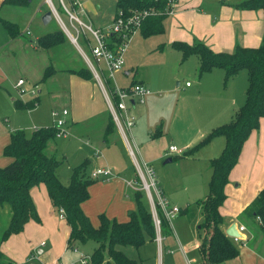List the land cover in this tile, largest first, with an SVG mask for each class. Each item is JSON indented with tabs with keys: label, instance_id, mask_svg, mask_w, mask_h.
<instances>
[{
	"label": "crops",
	"instance_id": "obj_1",
	"mask_svg": "<svg viewBox=\"0 0 264 264\" xmlns=\"http://www.w3.org/2000/svg\"><path fill=\"white\" fill-rule=\"evenodd\" d=\"M2 1L0 0V166L8 164L12 160V157L4 154V147L10 142L11 132L16 129L15 123H11L8 119L11 108L28 111L26 109H18L14 105V100L18 97L12 96V89H17L19 86H17V83L14 84L9 81L8 58L11 52L13 58L17 57L20 48L26 49L29 46L34 50H39L36 41H31L30 44H26L23 41V34H31V29L29 24L21 27L19 22L22 21L18 19L22 14V10L20 9L28 7L32 4L33 0H29L24 5L5 4ZM38 1L39 4L34 6L33 18L37 11H42L44 15L49 10V8L45 9V0ZM87 1V3H91L89 0ZM241 1L243 0H176L172 7L168 4L165 10L167 14L164 20L165 31L160 33L163 35L165 44H160L159 47L173 46L172 43L174 41H182L191 45L203 42L215 52L233 51L237 45L247 47L260 46L264 35V11L261 8L248 9L240 7L237 4ZM9 5L12 8H8ZM96 7L100 9L102 7L101 3L96 2ZM118 12L116 7V14L109 23L102 26L93 25L96 27L110 25L119 16ZM17 13L18 15L16 16ZM160 13L162 12L158 11L157 14ZM2 18L18 24L21 31L20 34L11 36L3 25ZM43 24L45 23L43 22ZM52 31L38 33L35 40ZM137 31L141 32L140 28ZM42 49L45 51L50 50V48ZM78 52L82 56L80 50ZM39 53L43 57H39L41 60H50L48 52L39 51ZM193 54L195 53L189 54L186 57L183 55V57L189 58ZM195 55L198 57V86L194 88L192 83L187 84L189 81H186L185 85L189 88L188 93L190 96L196 97L198 94L197 97H200V106L193 111V115L197 116L198 114L200 119L205 118L204 124L198 127L194 133H189V129L186 127L183 133L177 135L172 131L170 132L168 127L164 126L163 121H152L144 117L145 119L142 120L144 123L139 125L132 107H136L138 103L143 104L145 101L133 103L130 112L136 116L137 122L128 130V133L136 146L138 156L135 153L131 154L129 150L132 158L127 154L128 151L125 146L127 142L125 143L117 125L116 129L105 138L110 109L104 91L95 76L94 78L87 79L70 71V69H78L80 66L62 70L65 83L64 81L63 83L61 82V91L65 94V103L70 106L67 107L69 108L68 114L64 117L67 120L66 124L69 126V131L82 137V140H85L84 144L92 150L93 156L86 157L92 165L90 175L98 168H110L112 171L108 176L101 175L99 178H96L88 187L89 198L81 204L84 213L89 217L92 225L94 227L100 225L101 214L119 221L130 219L132 211L136 208L134 192L140 186V177L137 174L135 160L141 163L146 162L155 171H158L155 174L158 186L163 196L168 199L171 205L179 206L182 209L191 204L190 209L194 206L195 211L198 212V217H193L195 219L191 218L189 226L185 228L174 225L171 222V231L165 234L161 233L160 242L156 238L154 240L147 239L140 247L155 244L154 250H156V254L153 251V257L146 259L140 255V258L137 260L141 264H166V253L170 259L168 264H206L205 259L199 251L203 236V230L200 227L203 215L200 208L193 205V202L208 193V183L212 175L210 162L211 159L221 154L226 144V136L215 135L195 152L190 154H186L185 152L195 146L213 129L228 123L233 118L237 109L243 105L248 87V70L246 69V82H243L242 79L241 85L238 87L234 83V74L231 76L233 82L230 85L232 86H229L230 88L228 87L227 90H221L220 88L217 91L214 90V88H218L219 81H217V85L209 82L208 89H205L204 83L210 80L211 76H206L204 83L202 82L203 79L200 76L202 74L199 73V56ZM51 62L53 61L51 60ZM49 66L53 67V63H50L47 67ZM134 68L124 69L123 67L118 71L115 77L118 73H121L120 79L123 83L119 84L116 78L110 79L113 85L128 86L135 81L146 85L151 91L148 80L143 77L142 72ZM58 73V70L54 68L53 74L45 81H42V84H46L55 78ZM107 80H104V84L109 89ZM125 80L128 81L126 82ZM180 84L181 82L177 81V86ZM37 85H39L38 87L41 86L40 84H35V88H37ZM30 88V92L35 90L34 87ZM41 90L39 89L37 92L35 90L36 93H30V96L22 97V99L31 98L36 94L40 97ZM150 94L151 92L148 95ZM203 94L204 96L201 97ZM159 129L161 134L155 135ZM176 141H179L180 145H177ZM128 144L132 148L129 140ZM172 144L181 148L182 152H169V146ZM46 152L49 155H55V153H49L47 148ZM176 160L179 161L178 163L182 166L183 170L172 173V170L167 168V164ZM184 167H188V169L184 171ZM181 171L184 172L180 174L179 172ZM171 184H175L176 188L171 187ZM263 187L264 117H261L259 128L253 130L244 142L238 161L231 170L229 181L225 186L226 199L220 207V212L223 216L221 229L226 235H228L226 233L227 228L233 223H236L237 226L244 225V231L247 229L246 219L249 218L243 214V210ZM175 192H180L184 195V198L177 201L173 197ZM31 194L41 221L30 220L26 223L23 231L12 234L5 240H1L0 236V252L12 264H31V260L37 261L36 264H66L68 262L70 264L74 262V259L70 257L69 251L73 250L72 252L76 254L79 251H75L73 247L68 246L67 240L70 234V226L65 218H60L59 211L54 207L48 195L46 184L40 183L34 186ZM3 207L7 208L9 213L7 227L11 218V212L7 206L4 205ZM179 214L183 213L180 212ZM196 222L199 224L196 225ZM1 223H3V220H0ZM196 227L200 230L196 231ZM244 231L241 232L243 241L236 242L240 253L238 257L232 259H239L241 264H264V248L257 252L259 245L250 247L248 241L253 234L250 231L246 234ZM23 234L26 240L24 239V244H21L19 235ZM40 238L42 239L38 242ZM43 242H45L44 245L49 243L47 251H44L41 246ZM38 252L43 257L40 258ZM25 253L28 254L27 257L24 256ZM89 255L91 256V254ZM196 259L197 262H195ZM227 260L219 264H224Z\"/></svg>",
	"mask_w": 264,
	"mask_h": 264
},
{
	"label": "trees",
	"instance_id": "obj_2",
	"mask_svg": "<svg viewBox=\"0 0 264 264\" xmlns=\"http://www.w3.org/2000/svg\"><path fill=\"white\" fill-rule=\"evenodd\" d=\"M28 1L3 0L2 2L24 5ZM237 5L248 9L261 8L264 11V0H243ZM167 6L168 0H116L119 16L126 17L135 10L151 8L162 12L148 15L143 20L140 30L145 37L165 31ZM1 20L11 36L20 34L18 24L3 18ZM65 39V33L59 28L40 36L36 43L41 48L49 49L61 44ZM172 45L180 49L184 57L192 53L199 56L200 74L221 67L225 69V77L229 78L240 69L248 70V87L243 105L237 109L228 123L213 129L185 152L186 154L195 152L215 135L226 136V144L221 154L210 162L212 175L208 183V193L193 202L203 215L200 224L203 236L199 251L206 264H219L224 260L238 257L240 253L237 243L221 229L223 216L220 207L226 199L225 186L229 181L231 170L238 161L243 144L250 133L259 128L260 119L264 117V35L260 46L237 45L233 51L215 52L203 42L191 45L174 41ZM70 71L87 79L94 78L88 66ZM53 72L52 66L47 67L40 81H45ZM107 84L109 90H113L114 85L110 79L107 80ZM115 100L117 101L118 97H115ZM39 101L40 97L36 94L28 99H15L14 105L18 109L30 110L35 108ZM114 129L116 124L110 112L105 138ZM57 131L54 125L38 127L30 133L24 129L12 130L10 142L4 147V154L12 157V160L0 166V208L7 204L11 211L9 224L4 229L1 240L23 231L30 220L41 221L31 190L34 186L45 183L54 207L57 210L63 207L65 210V220L70 226L67 240L69 247L85 245L86 242L93 241L97 246L91 253L90 261L94 264H141L118 246L131 245L138 248L147 239L154 240L157 236L151 207L149 209L145 201V191L140 188L135 190L136 208L132 211L129 220L119 221L101 214L100 225L94 227L81 204L89 198L88 187L96 178L87 174L89 160L85 159L73 167L69 184L65 185L61 181L57 173L59 160L54 154L49 155L46 152L49 142L55 138ZM157 132L155 135L161 134L160 129ZM190 207L191 204H188L181 209V213L189 212ZM157 209L161 219V233H169L171 224L162 209L159 206ZM243 214L256 222L257 227L264 232V187L244 208ZM0 264H12V262L0 252Z\"/></svg>",
	"mask_w": 264,
	"mask_h": 264
},
{
	"label": "rangeland",
	"instance_id": "obj_3",
	"mask_svg": "<svg viewBox=\"0 0 264 264\" xmlns=\"http://www.w3.org/2000/svg\"><path fill=\"white\" fill-rule=\"evenodd\" d=\"M89 1L91 3H87V1L84 5L87 12L86 17L87 20L93 22V24H95L96 26H102L109 23L111 19L115 16L116 0ZM96 2L101 3L102 7L100 9L96 7ZM55 3L58 6L57 0H55ZM37 4H39V1L33 0L32 4H30L28 7L20 9L22 10V14L18 17V19L22 21L19 22L21 24V27L29 24L31 29V34L25 33L22 36V39L26 44H30L31 41H36L35 37L36 35H38V33L58 29V22L54 17L47 24H43L42 11H37L33 18L34 6ZM46 5L45 9L49 8L48 5ZM8 8H12V6L9 5ZM17 15L18 13L16 14V16ZM62 16L64 19H66V15L62 14ZM164 41L165 40L162 34H154L145 37L142 35L141 32L136 31L133 34L130 42L127 44L126 51L124 53V69L132 67H135L134 69L137 68L139 72H142L143 77L148 80L151 88V94L145 97V103H138L136 107H132V110L137 116V121L139 122V125L144 123L142 121L143 119L149 118V120L152 121H163L164 126L166 128L168 127V130L170 132H174L176 135L183 133L186 127H188L189 129V133H194L195 131H197L198 127L204 124L205 118L200 119L198 114L197 116L193 115V111H195L197 107L200 106V97H197L198 94L196 97L190 96L188 93L189 88L185 85V82L189 81L193 84L194 88L198 86V57L193 54L189 58H184L182 51L176 48L175 46L171 45L160 48L159 45L165 44ZM80 44L90 55L89 50L84 46V44L82 42H80ZM38 49L39 50L37 51L29 46L26 49L20 48L17 53V57L13 58V54L11 52L8 58L9 81L16 84L17 80L22 77L25 79L26 82L22 86H19V88L12 89L13 97L22 98L30 96V87L35 88V84L41 85L40 87H38L39 85H37V88H35L36 92L39 91V89L42 90L40 93L39 104L34 109L23 111L11 108L9 113L10 117H8V119L11 123H15V128L24 129L28 133H30L36 127L53 125L55 126L57 117H54L52 115V109H62L64 107H70L68 104L65 103V94L63 91H61L62 83L64 81L62 70L69 67L87 66V63L84 61L83 57L78 52V47L75 43L69 40V37H66L65 41L61 44L50 48L49 51H45L40 47ZM39 51L48 52L50 54V60H41L40 58L43 57L42 54L39 53ZM51 60L53 62H51ZM50 63H53V67L56 68L59 73L55 78L51 79L46 84H42V81L40 80L43 76L44 69L48 65H50ZM120 76L121 73H118L115 78L117 79L116 81L119 84H122L123 81H121ZM200 76L201 79H203V83L206 76H211V79L204 83L205 89H208L207 86L209 82H211V84L213 83V85H217V81H219L218 88H214L215 91L219 90V88L221 90H227L229 86H232L230 84H232L233 82V79H231L232 77H225V70L220 67H215L213 70L209 72H204ZM234 79V83L237 87L241 85L242 79L243 82H246V69L239 70L234 75ZM125 81L127 82L128 80ZM177 81L181 82L179 86H177ZM227 84L229 85L226 86ZM21 89L25 90V92L22 94ZM203 96L204 94L201 97ZM66 129L69 131V126H67V124ZM128 138L134 153L137 154L136 146L132 138L130 137V134H128ZM84 141L85 140H82V137H79L73 134L72 131H69L65 135H56L47 147L49 153H55V156L59 160L57 173L64 184H69L72 169L75 165H78L83 162L87 156H93L91 148L85 145ZM176 143L177 145H180L179 141H176ZM125 146L126 150L128 151V156L132 158V156L129 154V148L127 147V144H125ZM178 162L179 161L177 160L169 162L167 164V168L171 169L172 173H176L179 170H183L182 166H180ZM91 169L92 165L88 163L86 168L87 174L90 175ZM186 169H188V167H184V171ZM184 171H181L179 173L182 174ZM171 187L176 188V185L171 184ZM173 195V197L177 201H180L184 198V195H182L180 192H175ZM144 197L146 204L150 209V204L145 194ZM5 206H7L10 210V207L7 204ZM195 210L196 209L193 206L189 212L185 214H178L177 217L172 220V223L174 225L184 228L189 226L190 219H195L193 217H198V212ZM8 219L9 213L7 208L1 207L0 220H3V223L0 224V236L2 235L7 225ZM246 220L247 229L244 232L247 234L250 231L253 234L250 237L248 244L250 245V247L259 245V248L257 250V252H259L264 248V232L257 227L256 222L253 223L252 219ZM197 224L199 223L196 222V225ZM199 230L200 229L196 227V231ZM19 236L21 238V244H24V239L26 240V237H24V234ZM41 239L42 238H40L38 242L41 241ZM44 243H42L41 246L44 251H47L49 243H47V245H44ZM154 245L155 244L145 245L140 248H136L131 245H120L118 248L122 249L130 257L139 259L141 255L142 257H144V259H146L153 257V251L154 254H156V250H154ZM96 246L97 244L93 241H88L85 243V245L78 244L80 250L79 253L76 254L72 252L73 250H70V257L74 259L73 261H78V256L80 257L81 252L91 254ZM26 253L24 254V256L27 257L28 254ZM166 254L165 262L166 264H168L170 259L169 256ZM19 256L17 255V257ZM38 256L40 258L43 257L39 252ZM176 257L178 258V256ZM72 259L70 258V260ZM195 262H197V259L195 260ZM30 263L36 264L37 261L31 260ZM66 264H69V262ZM86 264L94 263L89 260V262ZM224 264H241V262L239 259H231L227 260Z\"/></svg>",
	"mask_w": 264,
	"mask_h": 264
},
{
	"label": "built area",
	"instance_id": "obj_4",
	"mask_svg": "<svg viewBox=\"0 0 264 264\" xmlns=\"http://www.w3.org/2000/svg\"><path fill=\"white\" fill-rule=\"evenodd\" d=\"M58 6L54 0H45L52 15L57 20L60 29L65 35L76 44L83 58L85 59L90 70L101 85L106 96L110 112L113 116L115 124L119 128L125 142L128 144L127 132L136 123V116L130 112L132 104L136 102H144L145 97L151 92L150 89L140 83L134 82L128 86L114 85L113 90L106 88L104 80L114 79L115 74L123 68L124 53L127 44L130 42L133 34L140 28L143 20L152 14H157L158 11L151 8L148 10H135L129 16H118L110 25L106 27H96L93 23L87 20V12L84 3L87 0H57ZM176 0H168V4L172 7ZM62 14L66 15V19ZM89 50L90 55L84 47ZM25 83L24 78H19L17 86H22ZM190 84V82H187ZM25 90L21 89V94ZM36 93L35 90L31 91ZM118 97V100H115ZM68 114V109H53L52 115L57 117L55 126L57 127V136L65 135L69 131L66 129V119L64 116ZM131 154L133 150L128 144ZM169 152H182V149L176 145L169 146ZM137 174L140 177V189H143L151 204L154 224L157 232L156 239L160 242L161 238V219L159 217L157 206L162 209L165 217L171 223L174 218L181 212V208L176 205H171L168 199L163 196L154 169L146 162L134 161ZM110 168H98L91 174L92 178H99L101 175L108 176L111 174ZM60 218H65V210L59 208ZM260 220L259 218H257ZM245 226H237L239 235L231 236L235 242L243 241L241 232ZM44 243V242H43ZM75 251H80L78 247H74ZM91 256L81 252L78 261L70 264H86Z\"/></svg>",
	"mask_w": 264,
	"mask_h": 264
},
{
	"label": "water",
	"instance_id": "obj_5",
	"mask_svg": "<svg viewBox=\"0 0 264 264\" xmlns=\"http://www.w3.org/2000/svg\"><path fill=\"white\" fill-rule=\"evenodd\" d=\"M51 18H52V12L49 9L42 16V21L46 24V23H48L51 20ZM226 233L229 236L239 235L236 223L231 224V226H229V228H227Z\"/></svg>",
	"mask_w": 264,
	"mask_h": 264
},
{
	"label": "bare ground",
	"instance_id": "obj_6",
	"mask_svg": "<svg viewBox=\"0 0 264 264\" xmlns=\"http://www.w3.org/2000/svg\"><path fill=\"white\" fill-rule=\"evenodd\" d=\"M129 134V133H128ZM129 140V139H128Z\"/></svg>",
	"mask_w": 264,
	"mask_h": 264
}]
</instances>
